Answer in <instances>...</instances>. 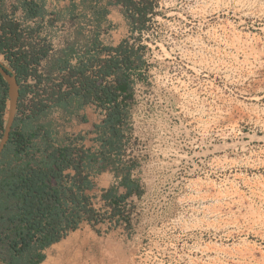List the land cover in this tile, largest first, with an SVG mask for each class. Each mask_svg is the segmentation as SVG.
Wrapping results in <instances>:
<instances>
[{
	"label": "rangeland",
	"instance_id": "rangeland-1",
	"mask_svg": "<svg viewBox=\"0 0 264 264\" xmlns=\"http://www.w3.org/2000/svg\"><path fill=\"white\" fill-rule=\"evenodd\" d=\"M133 2L127 39L146 62L122 155L142 194L99 209L95 228L144 238L134 264H264V0ZM8 14L11 66L49 43Z\"/></svg>",
	"mask_w": 264,
	"mask_h": 264
},
{
	"label": "crops",
	"instance_id": "crops-1",
	"mask_svg": "<svg viewBox=\"0 0 264 264\" xmlns=\"http://www.w3.org/2000/svg\"><path fill=\"white\" fill-rule=\"evenodd\" d=\"M28 5L33 6L34 13ZM11 10L17 16L18 36L34 29L38 37L47 38L49 43L37 50L23 46L11 57V66L4 64L20 80V90L29 89L20 96L14 130L26 138L31 157L41 158L47 145L74 142L85 153L78 176L73 168L65 171L70 175L67 184L75 194L86 196L97 210L108 208L112 198L125 194L126 182L133 187L128 198L137 197L135 191H141V183L135 178V169L124 168L123 155L118 151L124 141V130L121 128L118 136L117 127L106 121L108 111L94 101L82 102L76 96L69 107L57 106L48 99V93L43 97L32 91L45 86L48 80L60 82L67 73L58 70L63 64L78 67L91 60V71L98 70L100 59L115 54L108 48L119 46L133 32L128 1L0 0V23L9 21ZM24 67L28 69L26 73L22 71ZM32 70L34 75L29 72ZM39 79L42 81L38 84ZM78 82L75 80L76 85ZM63 89H68L66 83ZM8 99L9 94L7 107ZM118 138L122 139L120 144ZM17 205V199L0 189V240L11 231L8 229L13 226L11 218L17 213ZM101 234L88 220H83L77 229L44 250L45 259L40 264H134L148 252L140 251L144 238Z\"/></svg>",
	"mask_w": 264,
	"mask_h": 264
},
{
	"label": "trees",
	"instance_id": "trees-1",
	"mask_svg": "<svg viewBox=\"0 0 264 264\" xmlns=\"http://www.w3.org/2000/svg\"><path fill=\"white\" fill-rule=\"evenodd\" d=\"M127 1L131 7L136 8V12L142 11L133 0ZM28 8L34 13L32 5H28ZM1 30L0 53L10 59L3 47L9 44L11 38L5 35L4 26H0ZM129 43L130 40L125 39L119 46L108 48L115 54L100 59V67L95 72L91 71V60L82 62L78 67L60 65L58 70L67 73L61 76L60 82L48 80L49 83L52 81L53 87L48 99L66 108L75 96L82 102L94 101L99 108L108 111L106 121L112 127H117L115 132L120 136L128 99L134 97L131 89L136 80L142 77L141 68L146 62ZM32 61H35L34 58ZM26 69L24 67L22 71L26 73ZM75 80H79L78 85ZM109 80L115 81L111 83ZM41 81L39 79L37 83ZM64 83L68 89H63ZM20 92V96H23L27 90L24 88ZM7 95L8 85L0 74V137L6 122L4 115ZM121 141L118 138V144ZM26 142V138L17 133L13 125L5 151L0 155L3 157L0 161V189L10 198L18 200L17 213L11 218L13 226L8 229L11 231L6 232L4 240H0V254L4 264H40L45 259L44 250L47 247L77 229L83 220H88L95 227L100 216L86 196L75 194L72 186L67 184L70 175L65 171L73 168L79 175L85 157L84 150L70 141L59 146L47 145L43 156L34 158ZM123 146L121 143L119 153H122ZM125 185L127 192L112 198L110 203L113 206L132 194L133 187L127 182ZM135 194L141 196L142 191L136 189Z\"/></svg>",
	"mask_w": 264,
	"mask_h": 264
},
{
	"label": "water",
	"instance_id": "water-1",
	"mask_svg": "<svg viewBox=\"0 0 264 264\" xmlns=\"http://www.w3.org/2000/svg\"><path fill=\"white\" fill-rule=\"evenodd\" d=\"M0 74L4 77V79L7 82L8 94L10 99L9 117L7 120V124L5 126L4 134L0 141V155H1L9 141L10 133L14 125L15 117L18 110L20 95H21L20 92L21 88L17 76L14 75V73L2 62H0ZM0 264H4L1 254H0Z\"/></svg>",
	"mask_w": 264,
	"mask_h": 264
}]
</instances>
